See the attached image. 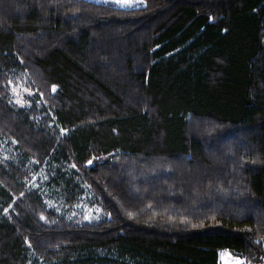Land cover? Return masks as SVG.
Returning a JSON list of instances; mask_svg holds the SVG:
<instances>
[{
	"label": "trees",
	"instance_id": "1",
	"mask_svg": "<svg viewBox=\"0 0 264 264\" xmlns=\"http://www.w3.org/2000/svg\"><path fill=\"white\" fill-rule=\"evenodd\" d=\"M223 252L264 264V0H0V264Z\"/></svg>",
	"mask_w": 264,
	"mask_h": 264
},
{
	"label": "rangeland",
	"instance_id": "2",
	"mask_svg": "<svg viewBox=\"0 0 264 264\" xmlns=\"http://www.w3.org/2000/svg\"><path fill=\"white\" fill-rule=\"evenodd\" d=\"M97 2H102V3H113L114 5L124 7V8H133V7H143L145 5V0H93ZM23 91L17 89L16 91V100L19 103H25L24 99V94L29 92ZM224 254L222 256L221 264H247L243 259H240L236 256H233L232 254L228 252H223Z\"/></svg>",
	"mask_w": 264,
	"mask_h": 264
},
{
	"label": "snow or ice",
	"instance_id": "3",
	"mask_svg": "<svg viewBox=\"0 0 264 264\" xmlns=\"http://www.w3.org/2000/svg\"><path fill=\"white\" fill-rule=\"evenodd\" d=\"M222 256L224 255V254H221Z\"/></svg>",
	"mask_w": 264,
	"mask_h": 264
}]
</instances>
